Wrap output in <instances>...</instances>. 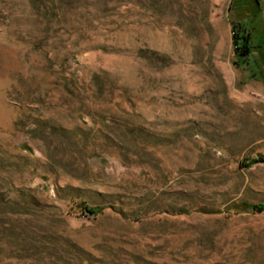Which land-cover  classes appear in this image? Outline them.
Instances as JSON below:
<instances>
[{
	"label": "rangeland",
	"instance_id": "1",
	"mask_svg": "<svg viewBox=\"0 0 264 264\" xmlns=\"http://www.w3.org/2000/svg\"><path fill=\"white\" fill-rule=\"evenodd\" d=\"M244 1L0 0V264H264Z\"/></svg>",
	"mask_w": 264,
	"mask_h": 264
},
{
	"label": "trees",
	"instance_id": "2",
	"mask_svg": "<svg viewBox=\"0 0 264 264\" xmlns=\"http://www.w3.org/2000/svg\"><path fill=\"white\" fill-rule=\"evenodd\" d=\"M255 4H257V0H253ZM244 2H247L246 0ZM240 27L236 28L237 30H233V37H234V52H235V64L237 66L248 64L247 62L249 55L251 53L252 49V31L250 26V20L243 21V23L240 25ZM235 27V26H234ZM243 206L246 207H254L256 209H264V204H257V205H248L243 204ZM101 210V207L94 206L90 208H85V211L88 212H97Z\"/></svg>",
	"mask_w": 264,
	"mask_h": 264
}]
</instances>
